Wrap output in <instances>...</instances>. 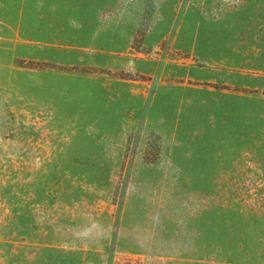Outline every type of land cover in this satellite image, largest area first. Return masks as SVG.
<instances>
[{
  "label": "rangeland",
  "instance_id": "rangeland-1",
  "mask_svg": "<svg viewBox=\"0 0 264 264\" xmlns=\"http://www.w3.org/2000/svg\"><path fill=\"white\" fill-rule=\"evenodd\" d=\"M263 92L264 0H0V264H264Z\"/></svg>",
  "mask_w": 264,
  "mask_h": 264
},
{
  "label": "crops",
  "instance_id": "crops-1",
  "mask_svg": "<svg viewBox=\"0 0 264 264\" xmlns=\"http://www.w3.org/2000/svg\"><path fill=\"white\" fill-rule=\"evenodd\" d=\"M233 69V70H237V68H235V67H230V66H228V68L227 69ZM209 88V87H208ZM213 90H215V91H217L216 90V88H214ZM208 151V150H207ZM239 151H246V149L244 148H236V149H234V150H226V149H224V148H222V149H219V148H213V149H210L208 152H211L212 153V155H214V156H216V158L217 159H219V158H223V157H225L227 154V152L229 153V155L228 156H234L232 153H234V152H239ZM207 152V153H208Z\"/></svg>",
  "mask_w": 264,
  "mask_h": 264
},
{
  "label": "trees",
  "instance_id": "trees-1",
  "mask_svg": "<svg viewBox=\"0 0 264 264\" xmlns=\"http://www.w3.org/2000/svg\"><path fill=\"white\" fill-rule=\"evenodd\" d=\"M263 95H264V92H263Z\"/></svg>",
  "mask_w": 264,
  "mask_h": 264
}]
</instances>
